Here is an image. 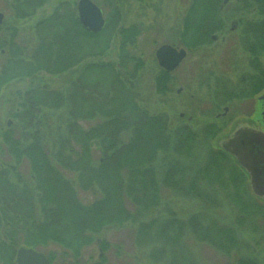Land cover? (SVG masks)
Segmentation results:
<instances>
[{"label":"rangeland","instance_id":"rangeland-1","mask_svg":"<svg viewBox=\"0 0 264 264\" xmlns=\"http://www.w3.org/2000/svg\"><path fill=\"white\" fill-rule=\"evenodd\" d=\"M69 1V9L71 8L74 15L77 0ZM92 1L101 9L104 20L112 18L114 29L120 23L125 27L138 29L134 41L125 45L123 51L127 56L125 64L121 65L119 59L122 52L119 46L121 33L117 31L110 34V38L107 39L108 47L104 52L95 57L85 56L82 59V66L79 64L57 75L40 72L34 78L14 79L0 87V168H3L1 167L3 165L12 166L13 172H9L12 178H9L11 181L9 191H16L15 183L20 186L25 179L29 180L28 161L23 159L17 164L2 138L8 130H11L13 138L22 135L24 120L14 116L15 112L23 109L19 95L36 87L67 94L71 80L89 63L111 64L118 69L123 82L136 93L134 98L140 108L150 115H164L168 128L197 131L198 147L191 162L194 163V168L200 169L197 180L200 186L191 197L182 195L176 189L160 186L155 201L149 198V194L140 205H134L126 199L125 205L129 212L134 214V218L122 226L104 228L95 234L94 242L83 247L77 252L76 257L55 242H50L48 246H27L25 244L27 237L23 234L18 238L17 244L11 247L10 256L13 263L15 264L17 249L23 246L44 253L50 264H264V202L251 193L245 175L238 178V172L233 168V159L228 155L227 158L221 159L216 153L219 145L217 142L222 135L226 134L237 121L251 119L257 113V95L261 90L250 97H243L241 94L242 89L250 83V78L253 75L258 76L264 67V51L258 49L260 47L258 39L252 33L249 34V27L246 25L247 19L258 16L255 14L250 17L243 10L239 0H228L225 3L222 0H214L219 10L217 17L222 22V25L217 26L211 33L215 34L216 38L211 39L209 34L208 38L199 39L196 44L188 45L186 58L177 69L170 72L171 80L159 87V81L156 79L159 67L155 50L165 42L177 46L189 43L187 35L190 29H186V22L187 18L191 22L195 13L191 12V6L195 8L198 1ZM15 6V0H0V12L4 14L0 40L7 42L0 51V69L8 56L11 41L29 55L36 42L35 23L58 11L57 8L65 10L59 0H46L34 7L32 15L20 19L15 16ZM114 7L121 8V19L120 15H113ZM199 8L203 7L199 5ZM206 14L208 19L210 13ZM234 18L238 20V26L230 30V23ZM53 28L58 32L57 27ZM58 33H61V29ZM102 41L104 40H99V45L103 44ZM95 47L97 45L90 42H81L79 49L81 52L89 53L94 52ZM116 65H121V68ZM89 77L102 80L107 79L108 74L96 73V76L90 74ZM106 83L105 81L104 85ZM232 88H237L239 94H227L226 90L231 91ZM89 92L88 88L87 93ZM98 93H102L101 90ZM90 96L93 97L92 93ZM63 100H59L55 106L43 108L36 128H39L43 149L51 162L67 179L73 181L79 200L89 204L100 196L99 190H83L77 183L75 174L58 166L53 160L57 139L66 133L68 110L73 108V103L68 98ZM82 102L84 101H80V104L75 102L76 113L86 107L85 104L80 107ZM224 106L228 107V111L225 116L220 117ZM102 120L101 116H97L92 119H81L79 122L87 128ZM204 130L208 131L206 136L203 135ZM129 133L128 131L122 134L124 143L128 141ZM91 151L94 160L97 161L100 156L98 149L94 146ZM161 162L165 161L160 156L154 162L158 175L161 173L159 167ZM183 162L190 163V160L186 159ZM215 165L220 169L218 174L208 169ZM14 166L16 170L13 169ZM194 168H187L193 176ZM1 189L0 196L3 197ZM198 213L201 214L198 217L203 224L218 228V233L221 229L229 231L224 233V238L215 237L218 244L221 240L228 243L226 246L228 252H221L191 233L186 224L190 217H195ZM173 219L183 222L184 226L179 229L175 225L172 227L174 230H170L166 224ZM172 232L174 234L176 232L177 235L173 237ZM0 242L7 244L9 241L0 234ZM0 264L4 263L0 260ZM6 264H10V259Z\"/></svg>","mask_w":264,"mask_h":264},{"label":"trees","instance_id":"trees-1","mask_svg":"<svg viewBox=\"0 0 264 264\" xmlns=\"http://www.w3.org/2000/svg\"><path fill=\"white\" fill-rule=\"evenodd\" d=\"M45 1L15 0L16 18L22 19L32 15L34 7ZM197 1L195 8L191 6V12H195L191 22L189 18L186 22V29H190L187 35L189 43H184L186 46L196 44L199 39L208 38L217 26L222 25L217 17L219 10L214 0ZM59 2L65 10L57 8L58 11L35 23L36 42L29 55L13 41L10 42L8 56L1 64L0 87L14 79L34 78L40 72L51 75L66 72L81 65L85 56L101 55L108 47V29H114L112 18L108 19V25L101 31L86 32L77 26L71 8L69 9L70 1ZM239 3L247 13L255 12L258 18L264 15V0H239ZM199 5L203 8H199ZM207 12L210 13V19L206 18ZM258 18L246 21V25L249 27V34L252 33L258 39V49L264 51V20L256 23ZM2 26L3 23L0 28ZM53 26L61 29V33ZM76 37L79 38V43ZM134 37L135 33L129 32L122 34L120 38L121 65L125 64L127 57L123 52L125 45L133 42ZM99 40H104L103 44L99 45ZM81 42H90L97 47L94 52H81ZM6 44L5 40H0V51ZM96 73H107L108 77L102 80L89 77L90 74L96 76ZM77 75L71 80L67 94L37 87L20 94L23 109L15 112L14 116L24 120L22 135L13 138L11 130L2 135L7 150L16 163L19 164L23 159L29 163V180L25 179L20 186L15 183L16 191H9L12 166L3 165V168H0V189L2 186L3 192V197L0 196V234L9 241L7 244L0 242V260L4 264L9 262V259L10 264H14L10 256L11 247L17 244L18 238L23 234L27 237V246H48L50 242H55L76 257L77 252L94 242L95 234L104 228L122 226L134 218V214L129 212L125 205L126 199L134 205H140L149 194V198L155 201L160 186L176 189L182 195L191 197L200 186L197 182L200 169L194 168V163L191 162L198 147L197 131L170 129L164 115H150L140 108L134 98L136 93L123 82L119 70L111 64L89 63ZM166 76V72L157 76L159 87L166 82ZM250 79L256 84V77ZM105 81L107 83L104 85ZM100 90L102 93H98ZM91 93L93 97L90 96ZM66 98L73 103V108L68 110L66 133L57 139L58 143L55 144L52 156L58 166L75 174L76 181L83 190H99L100 196L89 204L79 200L73 181L67 179L51 162L43 149L39 128H36L43 108L55 106L59 100L65 101ZM76 101L79 104L84 101L80 107L85 104L87 109L76 113ZM97 116H101L103 120L93 126L84 128L79 122L81 119ZM128 131L129 138L124 143L122 134ZM204 131L203 135L206 136L208 131ZM94 146L100 155L97 161L91 151ZM216 153L221 159L227 158V154L222 150L218 149ZM159 156L165 162H161L159 167L162 174L158 175L154 162ZM186 159H189L190 163L183 162ZM233 164L238 178H243V171L235 162ZM190 167L195 169V177L188 172L187 168ZM13 169L16 170V167ZM208 169L216 174L220 171L217 165ZM199 214L190 217L186 224L191 233L221 252H228V243L221 240L218 244L215 237L224 238V233L229 231L221 229L218 233V228L203 224ZM167 225L172 231L175 225L179 229L184 226L183 222H177L175 219L169 221L166 227ZM176 235L175 232L173 237Z\"/></svg>","mask_w":264,"mask_h":264},{"label":"water","instance_id":"water-1","mask_svg":"<svg viewBox=\"0 0 264 264\" xmlns=\"http://www.w3.org/2000/svg\"><path fill=\"white\" fill-rule=\"evenodd\" d=\"M77 7L79 23L89 31L98 32L104 23L100 8L92 0H79ZM3 18L4 14L0 12V24ZM236 23V20H233L230 29H234ZM185 53L182 48L176 49L169 44H163L156 50V58L160 66L172 70L182 60ZM222 148L234 156L245 169L249 175L253 194L264 199V133L246 127L242 130L237 129L227 138ZM15 262L16 264H49L44 253L32 247L23 246L17 249Z\"/></svg>","mask_w":264,"mask_h":264},{"label":"flooded vegetation","instance_id":"flooded-vegetation-1","mask_svg":"<svg viewBox=\"0 0 264 264\" xmlns=\"http://www.w3.org/2000/svg\"><path fill=\"white\" fill-rule=\"evenodd\" d=\"M78 1L79 0H77L76 1V4H75V14L73 15V18H74V20H75V22L77 23V26L79 25V27L81 28V30H83V31H86V32H92V31H89V30H87L86 28H84L80 23H79V21H78V7H77V4H78ZM228 0H222V2L223 3H225V2H227ZM114 8L116 9V10H114ZM113 8V11L115 12L114 14L116 15V13H117V15H120V19H121V8H119V7H114ZM247 14H249L250 15V17L251 16H254L256 13L255 12H251V13H247ZM257 15V14H256ZM261 15V14H260ZM258 16V15H257ZM254 18L256 19V17L254 16V17H252L251 19L252 20H254ZM258 18V17H257ZM260 18V19H259ZM258 18V20L256 21V23L258 22H260L261 20H264V15H262V16H260ZM233 20H236V27L238 26V20L236 19V18H234ZM232 20V21H233ZM248 20H250V19H247V21ZM231 21V22H232ZM107 22V23H106ZM231 24V23H230ZM105 25H108V20L106 19V20H104V23H103V27H102V29H104V27H105ZM235 27V28H236ZM101 29V30H102ZM230 30H233V29H230ZM117 31L118 32H122L120 35L122 36V34L123 35H126L127 33H129V32H134L135 33V35L138 33V29L137 28H133V27H125V26H123V24H118L117 25V27H116V29H113L112 27H109V29H108V33H110V34H112V33H117ZM73 33H75V31L73 32ZM78 36V35H77ZM210 38L211 39H215L216 38V35L215 34H210ZM76 41L79 43V38L78 37H76ZM165 43H167V42H165ZM168 44H170V45H172L173 47H175L176 49H180V48H182V49H184L185 50V56L182 58V60L178 63V65L174 68V69H172V70H167V69H164V68H162L160 65H159V63H158V61H157V59H156V62H157V65H158V71H157V73H156V79H158V75L161 73V72H166L167 73V76H166V80L165 81H170L171 80V73L170 72H172V71H174L175 69H177L178 68V66L182 63V61L186 58V56H187V54H188V46H186V45H184V43H183V45H181V46H177V45H175V44H171V43H168ZM155 58H156V56H155ZM117 67H119V65H116ZM253 77H254V75H253ZM256 77V80H257V82H256V84H254V82L252 81L251 82V79L249 80L250 81V83H248L247 84V86L244 88V89H242L243 91H242V96L243 97H250V96H252V95H254V94H256L257 92L259 93V91L261 90V92L257 95V104H258V107H257V113L254 115V117L252 116V118L251 119H246V120H240V121H237L232 127H231V129H229L228 130V132L226 133V134H224V135H222L221 137H220V139L218 140V149L219 150H223L224 152H225V154H227L231 159H233V161L235 162V158L230 154V153H228L226 150H224V148H222V146H223V144L226 142V140H227V138H229L230 136H231V134L233 135V133L238 129H245V127L246 128H249V129H251V130H260L261 132H263L264 133V67H263V70H261V73L258 75V76H255ZM166 89H167V87H166ZM177 91L179 92L180 91V88H178L177 89ZM226 92H228L227 94H233V95H236V94H239V92H237V88H232L231 89V91H230V89H228V90H226ZM227 111H228V107L227 106H224L223 107V112L221 113V116L220 117H222V116H225L226 115V113H227ZM254 114V113H253ZM217 117V116H216ZM215 117V118H216ZM213 122V121H212ZM206 125H207V123H206ZM246 177H247V175H246ZM248 178V177H247Z\"/></svg>","mask_w":264,"mask_h":264}]
</instances>
